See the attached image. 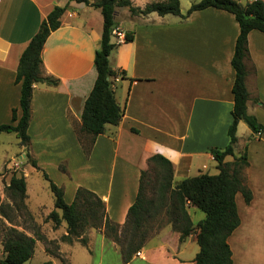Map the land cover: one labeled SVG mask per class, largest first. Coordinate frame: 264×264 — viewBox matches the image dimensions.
Masks as SVG:
<instances>
[{
    "label": "crops",
    "instance_id": "crops-1",
    "mask_svg": "<svg viewBox=\"0 0 264 264\" xmlns=\"http://www.w3.org/2000/svg\"><path fill=\"white\" fill-rule=\"evenodd\" d=\"M87 1L0 0V125L11 122L13 109L20 116V84L15 78L21 54L48 14L55 7L64 8L60 26L50 32L41 53L42 76L58 83L33 87L28 151L40 170L48 165L59 170L62 180L56 183L45 173L63 188L66 203L73 201L77 188L88 189L103 201L109 221L122 226L150 157L166 158L175 182L212 169L218 173L211 150L229 144L235 78L231 59L239 27L232 14L215 8L186 16L200 0H180V16L132 17L128 9H118L116 27L133 36L117 44L109 56L117 73L112 78L115 99L124 113L118 125L106 126L86 154L76 132L96 79L93 60L103 25L100 10L90 6L98 0ZM156 1L130 0L140 8ZM236 1L245 5L254 0ZM247 49V112L262 130L254 134L242 121L236 128L233 154H246L244 183L252 199L246 203L240 193L235 195L240 223L227 242L232 264H264V33L250 31ZM4 134L8 133H1L0 139ZM1 152L0 185L10 179L3 177L7 158L4 149ZM232 160L231 155L224 159ZM98 235L109 242L100 244L107 264H194L199 249L197 245L194 250L195 234L180 242L178 232L162 229L124 263L119 248L98 230L89 233L84 247L89 250Z\"/></svg>",
    "mask_w": 264,
    "mask_h": 264
},
{
    "label": "trees",
    "instance_id": "trees-1",
    "mask_svg": "<svg viewBox=\"0 0 264 264\" xmlns=\"http://www.w3.org/2000/svg\"><path fill=\"white\" fill-rule=\"evenodd\" d=\"M78 3L89 4L87 0H69ZM180 0H159L149 3L143 8L135 7L130 0H98L90 3V6L100 10L103 25L100 48L94 54V66L96 79L88 94L81 114V125L77 130V136L81 142L84 153L89 154L95 138L103 134L107 125L116 126L122 119L124 110L118 105L112 87V78L117 74L111 69L109 56L117 44L112 41V29L117 26L116 11L126 8L130 16H146L156 13L159 16H180ZM207 8L224 10L232 14L238 23L239 34L235 41L234 53L231 65L235 72L232 85L233 109L232 123L227 134L229 144L224 149H212L211 152L216 161L218 173L214 175L200 174L191 176L174 183V172L171 163L161 155H154L147 160L148 168L151 164L158 167L160 182L157 187V196H149L147 189L149 182L148 168L141 171L136 199L129 207L127 219L123 226L131 223L132 234L139 235L138 243H128L120 247L122 261H130L134 253L143 247L146 236L145 226L148 223V215L155 209L162 208L166 201L169 202L167 215L172 218L171 223L175 231L179 233V241H184L192 234L195 227L196 243L198 252L194 257V264H232V252L227 242L228 237L238 227L240 219L237 213L235 195L240 193L246 203L252 199L250 189L245 185L244 170L248 166L245 153L234 156L233 146L237 142L236 128L240 121L259 135L262 126L256 118L247 112L248 91L246 88L245 59L248 56L247 36L252 30L264 33V2L254 0L245 5L236 0H200L192 4L187 15L194 11ZM65 9L55 7L43 20L38 31L29 41L27 47L21 54L15 82L20 84L19 110H12L11 122L0 125V134L14 133L19 139V146L27 148L30 137L27 129L30 122V103L32 90L36 84L56 86L58 81L42 76L41 53L44 43L51 31L60 26V17ZM184 16V17H186ZM133 36L125 32L124 42H130ZM82 136H88V143L84 142ZM233 156L231 162H225L226 156ZM26 158L29 155L26 153ZM33 168L41 171L49 190L53 196V210L47 215L57 228L65 222L66 234L61 237V242L72 243L79 241L86 246L87 239L82 236L87 227L97 229L103 227L110 234L113 242L118 244L119 236L117 229L119 225L109 221L106 216L103 201L92 191L77 188L73 201L68 204L64 199V190L57 186L48 175L39 169L34 159H30ZM62 171L64 168L61 167ZM5 170V169H4ZM6 194L11 204H5L0 200V216L10 226L5 231V239L2 241L4 256L0 258V264H25L34 254L35 231L32 236L25 231L17 229L12 213L26 211L24 200L26 198V181L23 175L17 176L12 173L8 184L5 186ZM186 204L199 209L205 215L204 219L193 223L188 213ZM27 212V211H26ZM60 264H68L56 256ZM42 264H50V261Z\"/></svg>",
    "mask_w": 264,
    "mask_h": 264
},
{
    "label": "rangeland",
    "instance_id": "rangeland-1",
    "mask_svg": "<svg viewBox=\"0 0 264 264\" xmlns=\"http://www.w3.org/2000/svg\"><path fill=\"white\" fill-rule=\"evenodd\" d=\"M82 139L86 143L89 141L88 136H82ZM0 141V153H2L1 151L4 149V155L7 158L3 177H10L12 173H15L17 176L23 175L26 181L27 192L24 204L27 212L17 211V213H12L17 229L25 231L31 236L33 231L36 233L34 254L25 264H42L48 262V260L53 261H51L50 264H60L59 258L56 257L57 255L68 264H107L108 259L106 257L101 259L100 244L101 242H109L107 240H102L99 235L95 237L89 250L77 240L72 243L61 242L60 239L63 236L62 228H60V226L56 228L53 222L47 219L49 211L53 209V196L41 171L31 166L30 159L33 158L29 154L28 147L24 148L20 146L19 148L16 144L18 142L19 145V139L14 133L4 134ZM26 153L29 155V158H26ZM43 170L55 180H53L55 183L62 180L57 173L59 170L54 166L48 165ZM216 173L217 170L212 169L210 174ZM145 179L149 182L147 189L148 195L153 197L157 196V187L160 182L158 167L151 164L148 168V176ZM64 181L66 184L69 182L67 179H64ZM174 183L176 182H172L173 186ZM6 185V182L0 185V200L5 204H11V200L5 191ZM168 204L169 202L166 201L162 208L155 209L148 215V223L145 226L146 236L143 246L154 241L162 229L175 231V227L171 223L172 218L167 215V208H169ZM186 206L194 224L204 219L205 215L202 211L197 208H190V204H186ZM63 223V226L66 227L65 222ZM8 226H10L8 222L0 219V258L4 256L2 241L5 239V231ZM96 230L104 234L108 240L114 243L112 236L106 233L103 227L97 229L87 227L82 236L85 237L88 242L89 233ZM195 232L196 230L194 227L192 229V234ZM117 235L119 236V241L118 244L114 243V245L118 248L125 247L130 242L138 243L140 240L139 235L134 236L132 234L130 222L126 226H119ZM196 246L197 244L194 243V250H196Z\"/></svg>",
    "mask_w": 264,
    "mask_h": 264
},
{
    "label": "built area",
    "instance_id": "built-area-1",
    "mask_svg": "<svg viewBox=\"0 0 264 264\" xmlns=\"http://www.w3.org/2000/svg\"><path fill=\"white\" fill-rule=\"evenodd\" d=\"M111 36L115 44H120L124 42L125 40V32L118 27H115L114 29H112ZM137 254L139 255V253Z\"/></svg>",
    "mask_w": 264,
    "mask_h": 264
},
{
    "label": "bare ground",
    "instance_id": "bare-ground-1",
    "mask_svg": "<svg viewBox=\"0 0 264 264\" xmlns=\"http://www.w3.org/2000/svg\"><path fill=\"white\" fill-rule=\"evenodd\" d=\"M104 169V168H103ZM103 175V174H102Z\"/></svg>",
    "mask_w": 264,
    "mask_h": 264
}]
</instances>
